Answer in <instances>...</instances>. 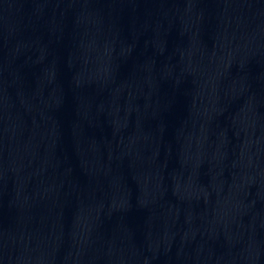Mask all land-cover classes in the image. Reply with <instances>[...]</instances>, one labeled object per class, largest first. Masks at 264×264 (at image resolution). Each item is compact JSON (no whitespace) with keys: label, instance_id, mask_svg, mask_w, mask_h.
Instances as JSON below:
<instances>
[{"label":"water","instance_id":"water-1","mask_svg":"<svg viewBox=\"0 0 264 264\" xmlns=\"http://www.w3.org/2000/svg\"><path fill=\"white\" fill-rule=\"evenodd\" d=\"M0 264H264V0H0Z\"/></svg>","mask_w":264,"mask_h":264}]
</instances>
